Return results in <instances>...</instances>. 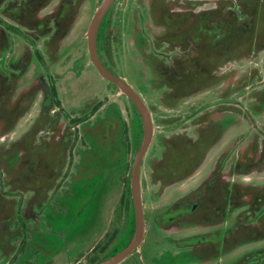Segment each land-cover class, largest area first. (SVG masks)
Masks as SVG:
<instances>
[{"label": "flooded vegetation", "instance_id": "1", "mask_svg": "<svg viewBox=\"0 0 264 264\" xmlns=\"http://www.w3.org/2000/svg\"><path fill=\"white\" fill-rule=\"evenodd\" d=\"M103 1L0 0V264H100L129 245L144 140L129 92L152 127L144 234L114 264H143L151 222L176 237L150 264H264V0H113L93 52ZM135 60L132 81L118 67Z\"/></svg>", "mask_w": 264, "mask_h": 264}, {"label": "rangeland", "instance_id": "2", "mask_svg": "<svg viewBox=\"0 0 264 264\" xmlns=\"http://www.w3.org/2000/svg\"><path fill=\"white\" fill-rule=\"evenodd\" d=\"M223 25V30H225L226 28V24L223 23L221 24ZM224 35V33H223ZM226 37H219L220 41H224L226 40ZM238 41V40H237ZM241 43V42H240ZM204 58L205 59H209L210 56H216V60L213 58V61L215 62V64H217L219 62V60L221 59V56H223V51L219 48L216 47H212V48H205L204 47ZM136 60L133 61L131 68H129L127 65L126 66H119L118 67V71L120 74L128 77L130 80H134L132 79L134 70L136 68ZM217 66V65H216ZM244 67V65H241L239 68L242 69ZM145 78L149 79L150 78V71H146V73L144 74ZM135 78V77H134ZM147 83H150L149 81H147ZM156 83V82H155ZM158 88L157 92L159 91V93L162 95L163 91H167L165 90L163 87H161L162 85L156 83ZM203 171V170H202ZM201 171V172H202ZM200 172V173H201ZM204 172V171H203ZM203 172H202V176H203ZM197 176V175H196ZM194 177V179H196L197 177ZM201 176V177H202ZM194 179H192L191 183H194ZM198 184V183H197ZM193 187V186H192ZM261 188H263L261 186ZM189 188L186 187H182L180 184L179 185H174L170 188H167V191L161 196L162 198L157 201L154 202V206H152V209H155L156 213L162 212L174 199H176L178 196H181V194H183L184 192L188 191ZM192 189V188H191ZM195 188H193L194 190ZM153 212V210H151ZM148 214H145V220L146 222L149 223V219H148ZM146 225V224H145ZM150 226L152 227V229L150 228ZM147 226V229L145 230V237H144V243L143 245L140 247L142 249V254H143V264H150L149 262V257L155 253L156 250H172V241L171 239L175 238L176 235H174L175 233V228L170 227L168 229H166V234L165 236L163 235V233L159 232L157 226L155 225V223L151 222V225ZM168 236V240H166V237ZM183 252H177L173 257H170L169 255H163L161 257L162 263H168V264H178L180 263V261H182L183 257H180V255ZM73 258L72 256H67L65 257V261L69 260ZM164 261V262H163ZM52 264H55L54 262ZM218 264H229V262L227 261H223L222 263H218Z\"/></svg>", "mask_w": 264, "mask_h": 264}, {"label": "water", "instance_id": "3", "mask_svg": "<svg viewBox=\"0 0 264 264\" xmlns=\"http://www.w3.org/2000/svg\"><path fill=\"white\" fill-rule=\"evenodd\" d=\"M113 0H104L101 5L98 7L97 12L95 13V16L92 19V22L90 24V40L92 41L91 51L94 52V40H95V33L98 27V24L107 9V7L111 4ZM92 52V56H93ZM96 57V56H95ZM95 63L99 69V71L105 75L106 77L112 79L113 81L117 82L122 88L126 90L128 93L129 91L126 89L124 85H122L121 82H119L114 77H111L108 73H106L102 67L99 65L98 61L95 59ZM130 97L134 100L137 108L139 109L142 120H143V126H144V140H143V147L138 155V158H136L134 166H133V172H132V180H131V190H132V196H133V205H134V214H135V230L134 235L129 243V245L124 248L121 252H119L116 256H113L110 259H107L106 261L100 263V264H114L120 261L122 258H124L131 250H133L135 247H137L143 238L144 234V220H143V213H142V206H141V200L139 195V182H138V170H139V159L143 153V151L146 149L147 145L149 144V141L151 139L152 134V127H151V120L149 113L147 109L144 107L141 100H139L136 96H134L131 92Z\"/></svg>", "mask_w": 264, "mask_h": 264}]
</instances>
